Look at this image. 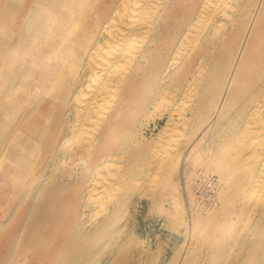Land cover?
<instances>
[{
    "label": "bare ground",
    "instance_id": "1",
    "mask_svg": "<svg viewBox=\"0 0 264 264\" xmlns=\"http://www.w3.org/2000/svg\"><path fill=\"white\" fill-rule=\"evenodd\" d=\"M179 160L224 194L165 264H264V0H0L1 264H161L129 208L168 199Z\"/></svg>",
    "mask_w": 264,
    "mask_h": 264
},
{
    "label": "rangeland",
    "instance_id": "2",
    "mask_svg": "<svg viewBox=\"0 0 264 264\" xmlns=\"http://www.w3.org/2000/svg\"><path fill=\"white\" fill-rule=\"evenodd\" d=\"M165 111L166 110H164V112ZM160 112L161 111H158L153 119L155 120L156 128L152 129L150 126V130H152L153 134L152 136H154V133H157L160 129L159 127L165 122V118L161 117ZM150 130L146 131L148 138L150 137ZM178 132H180L178 127H176L175 124H170L169 126H165L160 132L158 131L155 141L156 143H160L159 145L163 148H166L173 139L177 137ZM60 162V166L62 163H73L69 162L68 156H63ZM179 162H181L183 166L172 168L170 174L172 175L173 180L170 179L169 182L165 183L169 184L172 188L168 199H163V201L160 200L156 204H150L143 197L139 199L136 197L132 198L135 201V205L129 208L128 225L129 227H132L135 238L139 237L137 248L144 251H142V255L146 256H143L145 261L147 260L146 263L153 259V261H156V257V262L159 260L161 264L163 262V264H165L168 259L172 257L174 251L181 245L179 233L182 231V226H180L181 224L179 221L181 218L185 219L188 217L189 212L186 210H189L192 206L194 208L195 203L202 204L203 207L206 205L205 208H211V205H213L215 209L213 214L215 217H219L221 212L220 205L223 201L222 198L224 193L223 189L218 188V175L214 171V165L207 164L203 160L192 161V164H184V160H179ZM9 184L10 182L6 181L5 185H0V220L6 219V216H4V208L7 207L11 199L15 205L19 204L18 199L13 198L12 193L9 192ZM134 194L135 193H132L130 198L133 197ZM165 209L171 210V218L168 220L164 212ZM92 211V208L87 211V220L90 218L89 216L96 215V213ZM188 219L189 225H192L190 215ZM12 236L13 233H10L8 236V243L3 244V242L0 241V264L4 261L5 256H7ZM22 237H26V233H23ZM196 251L197 249L190 252V257L195 256ZM157 252H159V255ZM148 257L151 258L148 259ZM157 257L160 258L158 259Z\"/></svg>",
    "mask_w": 264,
    "mask_h": 264
}]
</instances>
